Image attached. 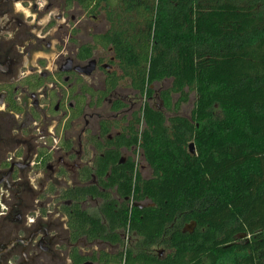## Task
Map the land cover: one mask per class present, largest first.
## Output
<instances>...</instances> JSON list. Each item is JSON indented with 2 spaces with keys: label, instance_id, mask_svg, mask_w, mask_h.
I'll use <instances>...</instances> for the list:
<instances>
[{
  "label": "trees",
  "instance_id": "trees-1",
  "mask_svg": "<svg viewBox=\"0 0 264 264\" xmlns=\"http://www.w3.org/2000/svg\"><path fill=\"white\" fill-rule=\"evenodd\" d=\"M73 1L103 11L118 61L112 87L123 81L143 101L124 128L130 139L95 162L99 187L127 201L115 207L96 188L77 187L76 238L119 241L117 264H217L234 251L233 264H264V0ZM130 145L148 179L133 162L118 164V149ZM91 195L102 199L99 215L81 206ZM191 222L194 233L182 234ZM117 230L132 244L124 247ZM168 235L173 254L157 263L146 251Z\"/></svg>",
  "mask_w": 264,
  "mask_h": 264
},
{
  "label": "flooded vegetation",
  "instance_id": "flooded-vegetation-1",
  "mask_svg": "<svg viewBox=\"0 0 264 264\" xmlns=\"http://www.w3.org/2000/svg\"><path fill=\"white\" fill-rule=\"evenodd\" d=\"M17 2L28 16L16 11ZM94 4L0 0V264H108L109 258L117 264L121 243L77 239L71 217L77 187L96 188L115 207L127 201L99 187L95 162L130 139L124 128L139 98L130 89L133 98L119 93L123 81L112 87L118 61L106 42V17ZM118 102L126 107L114 110ZM135 151L120 147L118 164L133 162ZM81 206L99 215L102 199L91 195ZM192 223L182 224L181 233L193 234ZM116 233L124 247L132 244L127 233ZM146 254L164 263L173 254L171 237Z\"/></svg>",
  "mask_w": 264,
  "mask_h": 264
},
{
  "label": "rangeland",
  "instance_id": "rangeland-1",
  "mask_svg": "<svg viewBox=\"0 0 264 264\" xmlns=\"http://www.w3.org/2000/svg\"><path fill=\"white\" fill-rule=\"evenodd\" d=\"M168 85H169L168 82H164V83H162L160 85H157L156 86V91H158L159 89H161L163 87H166ZM119 93L122 96H124L125 98H127L128 96H130L131 98L135 97V96H133V93L129 89H127L125 83H123V86L120 88ZM194 99H195V96L192 94L190 96L189 102L181 107V110H180V113H179L181 116H183V117H188L189 116V113H190V111L192 109V106H193ZM134 102H135L134 109L138 110L143 101L141 99H139V98H135ZM150 103L155 108L159 107L157 101H155V100H151ZM193 150L195 152L194 147H193ZM131 158L133 159L134 166L137 165V169H138L139 173L141 174V177H143L144 179H148L150 177V170L147 167V165L145 164V162L143 161L141 153L135 151V153L132 154ZM84 206L86 208L92 210L93 203L90 202V201H86ZM92 249H94V247ZM237 257H238V253H236L235 251L226 253L224 255L219 256L217 264H233L234 259L237 258ZM205 264H208V263H205Z\"/></svg>",
  "mask_w": 264,
  "mask_h": 264
},
{
  "label": "clouds",
  "instance_id": "clouds-1",
  "mask_svg": "<svg viewBox=\"0 0 264 264\" xmlns=\"http://www.w3.org/2000/svg\"><path fill=\"white\" fill-rule=\"evenodd\" d=\"M41 6H43V5H41ZM14 7H15L16 11L23 13L25 16L29 15L28 10L26 8L22 7L21 3H19V2L15 3ZM10 35L11 34L9 33V36Z\"/></svg>",
  "mask_w": 264,
  "mask_h": 264
},
{
  "label": "water",
  "instance_id": "water-1",
  "mask_svg": "<svg viewBox=\"0 0 264 264\" xmlns=\"http://www.w3.org/2000/svg\"><path fill=\"white\" fill-rule=\"evenodd\" d=\"M193 147H194L193 143H190L188 145V149H189V152H190L191 155H194L195 154L194 153V150H193ZM192 225L195 226V223H192ZM224 248L226 249V248H228V246H226ZM85 264H92V263H85Z\"/></svg>",
  "mask_w": 264,
  "mask_h": 264
},
{
  "label": "built area",
  "instance_id": "built-area-1",
  "mask_svg": "<svg viewBox=\"0 0 264 264\" xmlns=\"http://www.w3.org/2000/svg\"><path fill=\"white\" fill-rule=\"evenodd\" d=\"M136 151H137V152H140L139 149H136ZM135 171H138V169H137V165H135Z\"/></svg>",
  "mask_w": 264,
  "mask_h": 264
}]
</instances>
